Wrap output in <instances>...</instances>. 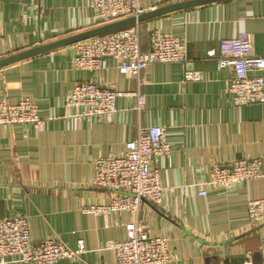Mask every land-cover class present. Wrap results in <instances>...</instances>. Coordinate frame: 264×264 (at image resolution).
<instances>
[{
    "label": "crops",
    "instance_id": "crops-1",
    "mask_svg": "<svg viewBox=\"0 0 264 264\" xmlns=\"http://www.w3.org/2000/svg\"><path fill=\"white\" fill-rule=\"evenodd\" d=\"M184 0H140L148 10ZM101 25L89 0H0V58ZM141 50L158 29L185 45L183 62H154L136 76L121 73L103 58L94 71L73 65L75 44L0 68V97H24L39 109L40 123L0 126V219L27 216L33 241L57 237L80 260L53 264H115L107 241L126 238L128 211L104 215L83 211L108 204L110 191L90 184L99 157L119 154L139 128L161 126L171 144L158 157L159 181L166 188L157 205L143 201L137 221L150 235L165 236L173 254L168 264H264V223H253L247 203L264 198V177L231 188L204 186L212 163L261 158L264 161V103L234 105L231 68L218 69L222 39L244 31L251 52L264 55V0H222L177 10L139 23ZM213 50L215 57L207 52ZM198 71L199 79H185ZM80 81L120 91L138 90L115 100L109 117L77 119L65 109L67 92ZM182 187V189L180 188ZM6 264H29L10 260Z\"/></svg>",
    "mask_w": 264,
    "mask_h": 264
},
{
    "label": "built area",
    "instance_id": "built-area-1",
    "mask_svg": "<svg viewBox=\"0 0 264 264\" xmlns=\"http://www.w3.org/2000/svg\"><path fill=\"white\" fill-rule=\"evenodd\" d=\"M98 14L99 23L146 11L140 0H89ZM150 49L141 50L139 23L94 36L75 43L73 65L78 69L94 71L100 61L114 59L119 71L126 76H138L148 64L154 62H183L186 60L185 45L177 37L158 29L149 33ZM215 57L213 50L207 52ZM218 69L229 67L234 78L229 85L234 105L264 103V55L251 52V39L247 32L219 42L215 57ZM198 71H186L185 79H199ZM132 95L137 99L136 109L143 108L142 94L136 91H120L100 86L92 81H80L65 97V109H73L77 119L109 118L115 111L118 97ZM37 104L28 97L10 103L0 97V126L10 124L38 125ZM171 144L166 140L165 128L148 126L138 129L137 135L125 143L119 154H109L95 161V174L90 184L110 191L108 204H90L83 211L106 214L111 211H128L134 218L125 223L126 238L107 241L102 249L111 250L115 264H168L173 254L165 236L150 235L143 231L137 216L143 201L159 205L166 190L159 181L158 157H169ZM264 177V161L261 158L238 159L212 163L209 178L200 183L198 194L206 195L204 186L231 188L246 181ZM182 189V187H180ZM249 219L255 224L264 223V198L247 203ZM83 241L76 248L67 246L57 237L33 241L29 221L24 214H14L0 219V264L10 260L29 264H53L61 259L80 260L85 252ZM244 264H251L245 261Z\"/></svg>",
    "mask_w": 264,
    "mask_h": 264
},
{
    "label": "water",
    "instance_id": "water-1",
    "mask_svg": "<svg viewBox=\"0 0 264 264\" xmlns=\"http://www.w3.org/2000/svg\"><path fill=\"white\" fill-rule=\"evenodd\" d=\"M218 1H222V0H184L176 3L164 5L156 9L145 11L139 14L138 16H129L115 21H111L109 23L101 24L92 27L90 29L81 31L79 33L72 34L61 39H57L45 44L38 45L36 47L30 48L25 51H21L15 54L2 57L0 58V68L28 57H32L67 45L75 44L85 39L98 36L101 34H105L111 31H115L118 29H122L134 25L136 23H141L145 20L155 18L164 15L166 13H170L177 10H185L188 8L201 6Z\"/></svg>",
    "mask_w": 264,
    "mask_h": 264
}]
</instances>
